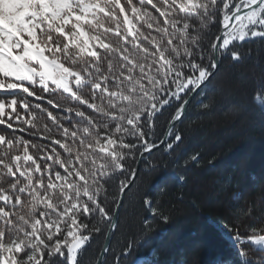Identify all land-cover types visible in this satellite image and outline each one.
Returning a JSON list of instances; mask_svg holds the SVG:
<instances>
[{"label": "snow or ice", "instance_id": "obj_1", "mask_svg": "<svg viewBox=\"0 0 264 264\" xmlns=\"http://www.w3.org/2000/svg\"><path fill=\"white\" fill-rule=\"evenodd\" d=\"M254 52L264 0H0V264H170L155 223L186 196L200 207L170 170L186 122L216 111L218 82ZM220 230L227 264H264V223Z\"/></svg>", "mask_w": 264, "mask_h": 264}, {"label": "trees", "instance_id": "obj_2", "mask_svg": "<svg viewBox=\"0 0 264 264\" xmlns=\"http://www.w3.org/2000/svg\"><path fill=\"white\" fill-rule=\"evenodd\" d=\"M261 58L264 53L254 52L253 59L245 62L239 69L243 78L231 79L225 73L218 82L223 92L215 96L216 111L198 118L197 110L192 109L191 119L186 122V138L170 170L187 175L189 183L183 192L196 193L200 207L192 209L190 197L186 196L184 203H177L171 211L168 223H155L150 235L165 233L162 258L170 264H227L234 259V249L220 229L227 224L231 231L235 224L243 233L247 225L264 223L260 215L264 208V110L251 96L253 78L260 77ZM158 175L159 172L145 174L143 186L151 187ZM173 191L179 194L180 189ZM241 191L243 198L236 201L233 194ZM250 204L254 212L245 216ZM229 211L232 215L225 221ZM137 212L140 210L133 202L124 217L132 228L143 215ZM248 251L251 257L261 255L252 247Z\"/></svg>", "mask_w": 264, "mask_h": 264}]
</instances>
